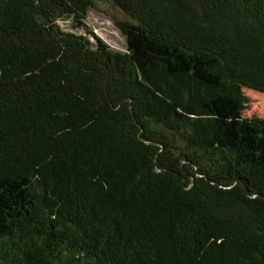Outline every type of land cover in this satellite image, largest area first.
I'll list each match as a JSON object with an SVG mask.
<instances>
[{
	"label": "trees",
	"instance_id": "obj_1",
	"mask_svg": "<svg viewBox=\"0 0 264 264\" xmlns=\"http://www.w3.org/2000/svg\"><path fill=\"white\" fill-rule=\"evenodd\" d=\"M104 1L0 0V264H264V0Z\"/></svg>",
	"mask_w": 264,
	"mask_h": 264
},
{
	"label": "rangeland",
	"instance_id": "obj_2",
	"mask_svg": "<svg viewBox=\"0 0 264 264\" xmlns=\"http://www.w3.org/2000/svg\"><path fill=\"white\" fill-rule=\"evenodd\" d=\"M92 2L93 7L89 9L86 20L83 22L84 28L73 33L83 35L86 31L91 32L105 42L110 49L124 52L125 38L117 24L127 21L126 16L108 1L92 0ZM59 25L64 31H72L68 22H59ZM89 38L92 40L91 36Z\"/></svg>",
	"mask_w": 264,
	"mask_h": 264
}]
</instances>
